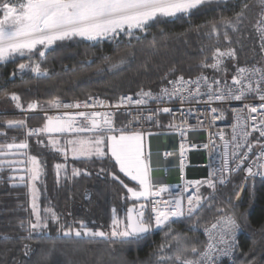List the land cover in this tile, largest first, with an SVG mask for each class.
Here are the masks:
<instances>
[{"label":"snow or ice","instance_id":"snow-or-ice-1","mask_svg":"<svg viewBox=\"0 0 264 264\" xmlns=\"http://www.w3.org/2000/svg\"><path fill=\"white\" fill-rule=\"evenodd\" d=\"M219 3L221 0H0V64L24 58L26 62L17 65L13 77L28 71L34 78L51 79L53 73L42 64L47 63L46 53L53 45L71 40L95 44L107 42L114 45L115 56H104L103 66H97L95 71L97 74L107 71L115 75L135 62V53L127 49L135 47L133 41L139 43L154 24L169 18H190ZM239 7L240 10L231 17L221 15L196 28L197 32L201 27L206 28L205 35L210 39L215 38L217 44L223 37L228 47L213 46L210 55L204 56L197 64L201 72L195 77L186 78L182 73L177 75L175 66L169 68L155 92L142 87L135 93V98L124 94L115 103L98 100L92 95L88 100L72 103L54 98L46 102V108L35 100L22 101L15 91L3 93V97L13 102L17 110L28 112L40 109L46 122L40 127H29L27 118L0 121V128L24 132V139L19 143L15 137L10 143H0V173L24 172L25 175L9 176L8 179L28 186L30 195L29 207L25 209L29 213L28 218L17 221V227L25 235L0 234V250L10 251L13 242L18 241L23 254L27 256L30 245L24 241L31 240L33 236L51 239L52 227L57 239L103 241L109 244L118 242L121 245L138 243L159 231L164 233V242L152 253L155 264H237L241 256H244L247 264H256L255 259L249 260L247 254L241 252L238 241V235L244 230L242 226L249 225L248 215L238 214L232 208V198H229L227 206H218V185L223 187L229 183L231 173L239 170L252 157L251 164L245 168V183L252 181V187H255L257 177L264 179V0H255L252 5L240 0ZM253 7L258 9L255 23L252 24L257 33L253 51L255 47L259 48L260 60L251 66L236 65L235 73L229 80L228 62L238 59L237 49L232 46L233 37L229 33L236 34V43L240 44V32L246 27V22L251 23L249 16ZM121 44H125L124 49ZM240 46L243 47L242 44ZM37 56L39 60L34 59ZM82 63L91 64L92 61ZM205 70L213 74L205 75ZM144 71L147 72L146 65ZM72 72L75 73L76 69H72ZM170 76L173 78L169 79ZM250 99L256 102H248ZM218 102L227 105L241 103L240 107L228 109L235 119L231 139V156L237 161L235 169L228 167L229 154L226 152L224 166L212 169L206 179H185L179 185L154 183L151 153L145 146V136L152 133L135 130L132 125L145 120L158 123L159 115L169 114L173 120L167 127L179 132L183 139L188 131L195 130V126L188 124L189 116L195 117L197 126L206 122L211 125L225 118V109L212 106ZM152 103L156 107L147 114L139 111ZM171 103L179 105V118L172 107L161 106ZM133 105L136 106V113L129 111L128 123L117 128L114 119L116 113ZM193 105H200L206 111L201 113ZM97 106L115 111L80 110L95 109ZM48 108L64 111L61 115L50 116L47 114ZM72 109L77 111H70ZM253 133L258 134L255 140L250 139ZM217 135L223 140V133ZM212 136L209 132V143L204 144V148L214 143ZM0 137L6 138L7 133L0 132ZM61 137H64L63 143ZM29 138H35L36 145L62 155L65 161L69 152L74 159L114 158L119 171L128 178L129 183L135 182L136 185L129 186L115 172L110 174L127 193L122 197L125 201L123 215L113 207L111 221L105 231L95 222L85 220L74 221L73 226L63 221L54 207L41 208L38 184L42 186L44 166L37 156L29 154ZM228 146L229 141L225 140V149ZM254 148L259 151L254 152ZM164 155L167 157L171 153ZM184 155L185 144L182 142L181 169L184 167ZM25 164L28 166L19 167ZM54 167L58 178L61 170L65 178H69L67 163H57ZM70 174L76 177L82 172L71 168ZM83 174L89 173L85 171ZM202 187L208 190L207 195L201 193ZM235 199H239V192ZM206 211L216 214L211 222L204 221ZM182 222L192 231H202L205 240L200 241L198 237H189L173 229L174 223ZM90 223L93 226H89ZM3 264L22 262L13 258L3 261Z\"/></svg>","mask_w":264,"mask_h":264},{"label":"trees","instance_id":"trees-1","mask_svg":"<svg viewBox=\"0 0 264 264\" xmlns=\"http://www.w3.org/2000/svg\"><path fill=\"white\" fill-rule=\"evenodd\" d=\"M246 2L252 5L255 0ZM239 5L240 0H221L218 5L190 18H169L165 22L154 24L139 43L133 41L135 47L127 49L135 53V62L115 75L107 71L97 74L95 71L97 66H103L104 56H115L114 45L107 42L95 44L84 40H71L53 45L46 53L47 63L42 64L53 73L51 79L34 78L28 71L17 73L13 77L12 73L17 70V65L26 60L17 58L4 62L0 64V121L25 119L24 115L19 114L22 111L17 110L13 102L3 97L4 92L15 91L22 97V101L35 100L46 108V102L54 98L83 99L96 94L115 99L122 93H135L142 87L156 89L161 85V77L173 66L178 69L177 74L198 75L201 69L197 64L204 56L210 55L212 47L225 48L228 44L223 37L217 44L215 38L210 39L205 35L206 28L201 27L197 32V26H203L221 15L231 17L240 10ZM257 12L258 9L253 7L249 16L251 23L246 22V27L240 32V44L236 43V34L229 33L233 37L232 46L236 47L238 57L236 61L228 62L229 76L235 71L236 65L246 66L260 60L259 48L255 47L253 51L257 43V33L252 24L255 23ZM121 48L124 49L125 44H121ZM34 59L40 58L37 56ZM85 60H91L92 63H82ZM145 65L147 72L144 71ZM72 69H76V72L73 73ZM204 74L213 73L205 70ZM27 121L30 125L40 127L45 121L44 114H30ZM0 132L7 133L6 138L0 137V143H10L12 137L16 138V142L24 139L22 130L4 127L0 128ZM63 140L64 137H61V143ZM28 152L37 156L44 166L42 186L38 184L41 208L54 207L68 224L85 220L95 222L105 231L108 230L113 207L118 214L123 215L125 201L122 197L127 193L110 174L115 172L125 183H129V180L119 171L113 158L105 157L101 160L70 157L65 161L55 151L36 145L35 138L30 139ZM57 163H67L69 178H65L63 170L60 177H57L54 167ZM71 168L80 169L82 174L71 177ZM101 169L104 171L101 172ZM85 171L89 174H83ZM13 173H0V234L11 233L22 237L25 233L17 227V221L28 218L29 213L25 209L30 204L29 187L20 184L18 180H9L8 177L13 176ZM243 185L244 193L240 201L235 202V196ZM129 186H136L135 182L129 183ZM218 189V206H227L229 198H232V208L238 214L248 215L249 225L242 226L244 230L239 236L241 252L247 254L249 260L255 259L256 264H264V181L256 179L255 187H252V181L245 183L243 175L237 172L229 183L223 187L218 185ZM207 192L206 187L201 188V193L207 195ZM215 215L206 211L204 221L211 222ZM89 226L93 225L90 223ZM172 227L183 235L205 240L202 231H192L186 223H174ZM50 236L51 239L33 236L31 240L24 241L30 245L27 256L23 254L20 242L14 241L10 251L0 250V264L13 258L22 264H155L152 253L164 242V233L159 231L129 245L57 239L54 227ZM237 264H247L244 256L238 258Z\"/></svg>","mask_w":264,"mask_h":264},{"label":"built area","instance_id":"built-area-1","mask_svg":"<svg viewBox=\"0 0 264 264\" xmlns=\"http://www.w3.org/2000/svg\"><path fill=\"white\" fill-rule=\"evenodd\" d=\"M246 66H251V64L246 65ZM234 73L235 71L232 74ZM205 75H208V74H205ZM231 75L229 76V80L231 79ZM190 76L195 77L196 75H190ZM185 77L187 78L189 76H185ZM159 87L156 89H152V90L155 92L159 89ZM135 93L126 92V93H122L121 95L130 94V95H133L135 98ZM92 96L97 97L98 100L109 101L111 103H115L117 99V98L109 99L106 97H101L96 94ZM76 100L85 101V100H88V97L83 98V99H72V100H61V101H63L64 103H72L73 101H76ZM248 102L255 103L256 101L250 99ZM161 106L162 107H172L177 118H179V112L177 111V108L179 107L178 104L176 103L162 104ZM212 106L217 107L218 109H225V118L221 120H217L215 121V123L211 125L206 122L202 126H197L195 117L189 116L188 124L195 126V130L188 131L187 136L183 139L181 138L179 132L167 127L169 122L173 120V116L169 114L159 115L158 123H152L150 121L145 120L138 124L132 125V127L135 130H142L146 134L149 132L152 133V135H148V137L154 142V147L150 149V153H151L150 162H151V167L153 169L152 176H153L154 183L156 184L166 183L169 185H179V184H182L183 180L185 179L187 180L206 179L211 174L212 169L214 168L220 169L221 167L224 166V161L226 159V156H225L226 152L229 154L227 156L228 167L235 169L237 161L235 160L234 157L231 156V152H232L231 139H232V134H233L232 125L235 123V119L231 111H229L228 109L230 107H240L241 103L232 102L231 105H227V104H220L218 102ZM155 107H156V104L152 103L146 108L141 107L139 111L147 114L149 110L155 109ZM193 107L199 109L201 113L206 111V109L200 105H193ZM80 110H87V111L96 110V111H101V112L115 111L112 108L100 107V106H97L95 109H80ZM63 111H64L63 109L48 108L47 114L50 116L61 115ZM70 111L75 112L77 110L72 109ZM129 111L135 114L137 111L136 106L133 105L131 106L130 109L122 108L120 111L116 113V116L114 119H115V126L117 128H120L128 123V121L130 120V116L128 115ZM19 114H22L25 116V118H27V116L30 114H43V112L40 109H36V110H30L28 112H19ZM201 119H203V116H201ZM45 122L46 120L44 121V123ZM28 126L37 127L35 125H30L29 123H28ZM209 132L213 134L212 140L214 143L210 144L209 148L206 149L203 147V145L209 143ZM218 133H223V140L219 138V136L217 135ZM257 135L258 134L253 133L250 139L255 140ZM30 139L31 138H29V141H28L29 145H30ZM225 140L229 141V146L227 149H225L224 147ZM182 142L185 144L183 169H181V156H180V144ZM244 150L246 151V148ZM253 151L258 152L259 149L254 148ZM164 153H171V155L166 157ZM252 159H254V157L247 160L245 164L242 165L239 170L233 171L229 177V180L237 172H240L245 179L247 175L245 168L249 164H251ZM256 179L264 181V179L260 177H257ZM241 189L242 190L239 192V199L238 200L235 199V202L240 201L244 193V185L242 186ZM240 234L238 235V241H239Z\"/></svg>","mask_w":264,"mask_h":264},{"label":"crops","instance_id":"crops-1","mask_svg":"<svg viewBox=\"0 0 264 264\" xmlns=\"http://www.w3.org/2000/svg\"><path fill=\"white\" fill-rule=\"evenodd\" d=\"M145 146H146V150H150L152 147H154V142L148 137V135L145 136Z\"/></svg>","mask_w":264,"mask_h":264},{"label":"rangeland","instance_id":"rangeland-1","mask_svg":"<svg viewBox=\"0 0 264 264\" xmlns=\"http://www.w3.org/2000/svg\"><path fill=\"white\" fill-rule=\"evenodd\" d=\"M92 43H94V42H92ZM67 138H71V137H67ZM70 157H72L71 156V152H69V155H68V158H70ZM20 159H23V157H20ZM28 165H19V167L20 168H24V167H27ZM19 175H25V173L24 172H14L13 173V176H19ZM39 205H40V202H39ZM107 231V230H106Z\"/></svg>","mask_w":264,"mask_h":264},{"label":"water","instance_id":"water-1","mask_svg":"<svg viewBox=\"0 0 264 264\" xmlns=\"http://www.w3.org/2000/svg\"><path fill=\"white\" fill-rule=\"evenodd\" d=\"M130 206V205H129Z\"/></svg>","mask_w":264,"mask_h":264}]
</instances>
